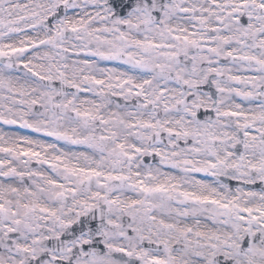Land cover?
I'll return each mask as SVG.
<instances>
[{
    "label": "snow or ice",
    "instance_id": "1",
    "mask_svg": "<svg viewBox=\"0 0 264 264\" xmlns=\"http://www.w3.org/2000/svg\"><path fill=\"white\" fill-rule=\"evenodd\" d=\"M0 264H264V0H0Z\"/></svg>",
    "mask_w": 264,
    "mask_h": 264
}]
</instances>
